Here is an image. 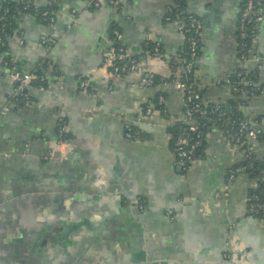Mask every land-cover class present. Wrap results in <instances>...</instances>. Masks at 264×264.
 <instances>
[{
  "label": "crops",
  "instance_id": "crops-1",
  "mask_svg": "<svg viewBox=\"0 0 264 264\" xmlns=\"http://www.w3.org/2000/svg\"><path fill=\"white\" fill-rule=\"evenodd\" d=\"M244 1H186L200 23L195 75L216 104L235 98L219 80L257 66L239 56ZM116 3L96 8L89 0H59L49 27L24 15L0 54V110L10 107L0 119V264H264V222L248 204L254 181L240 174L227 184L242 152L213 130L204 157L182 170L169 145L173 122L162 114L136 122L144 103L159 94L170 116L181 117L184 99L176 85L142 87L140 74L119 76L104 67L116 24L133 55L143 53L146 41L158 42L166 60L145 55L143 63L172 76L168 59L186 41L165 21L170 0ZM252 54L264 57V20ZM8 55L18 71L43 75L47 83L29 90V109L12 98L16 85L1 66ZM81 77L86 90L78 86ZM242 112L263 120L264 132V89ZM60 120L71 151L46 161ZM127 125L145 137L127 138ZM257 149L264 153L263 144Z\"/></svg>",
  "mask_w": 264,
  "mask_h": 264
},
{
  "label": "built area",
  "instance_id": "built-area-1",
  "mask_svg": "<svg viewBox=\"0 0 264 264\" xmlns=\"http://www.w3.org/2000/svg\"><path fill=\"white\" fill-rule=\"evenodd\" d=\"M4 0H0V3ZM20 1V0H18ZM29 5L37 4L39 5V0H25ZM117 0H89V2L96 8L101 7L105 4L117 5ZM51 2H47L50 4ZM178 7V3L175 0H170L169 6L166 8L165 21L167 23L176 24L181 34L184 36V39L187 42V53L186 56H183V53H174V55L169 58L170 68L174 69V72L170 78H161L162 85H166L169 82H173L178 91L180 92L182 98L184 99V104L190 103L188 107L186 106V110L184 114L179 118H174V116L167 117V111H161L157 109V104L153 102H146L144 106L140 110V113L137 118V123H141L144 120L151 118L153 115L162 114V116L169 121H172L174 124L177 121L183 122L188 126V130L193 133L199 132V128L196 125L194 119L192 118V113L199 107L198 104H195V101L200 99V93L204 90V86L200 83L195 72H192V68L194 66L195 61L197 60V51H198V43L200 36V26L196 17L192 15H188L187 20L182 18L181 16L186 11H181L174 17H172L171 12L173 9ZM47 15V13H45ZM4 16L0 18L3 20ZM54 20V18H53ZM264 20V0H246L243 8L239 14V26H240V34L242 39L246 37L247 24H252L253 29H251V33L254 35L255 44L260 39L262 23ZM113 35L117 41H123V34L120 30H115ZM152 42V41H149ZM2 43L0 39V44ZM155 43V47L151 56L156 58L157 60H166L164 54H162L160 49V44L158 42ZM243 47V44H242ZM240 59L243 63L248 61H255L256 65L259 69L258 75L263 80L262 89H264V60L258 55H253L252 58L246 60V56L242 54ZM10 62L14 64L13 60L10 59ZM119 62H123V64H119ZM1 66L3 68L9 69V79L16 85L12 94V98L16 102L18 108L21 110L29 109L32 106V98L29 95V90L34 88L33 83L39 79L38 76L20 72L16 69L15 66L9 67V62L2 61ZM104 67L108 69L112 74L119 75L120 73H137L141 75L140 84L142 87H154L156 82L155 75L151 71H149L143 61L141 59H137L127 48H120L114 46V44L110 43L105 60ZM190 76H193V82L191 84L188 83ZM238 79L234 80L232 75H229L224 80H219L216 85L221 88H228L231 90L233 94L238 92L239 84L247 85L248 82L242 77V73L237 75ZM44 80V78H41ZM78 86L81 89L86 90L88 87V82L86 78L81 77L78 81ZM259 87V85H257ZM40 90L46 89V87H39ZM240 95L243 99H248L247 90L245 88H240ZM159 105L164 104V99L162 97L158 100ZM245 104L243 102L242 106ZM241 106V109H242ZM10 107L5 106L0 110V119L4 118L9 113ZM204 116V114H203ZM65 121L60 120L58 124L57 130V140L52 144L51 149L49 150L48 155L45 157L46 161L60 160L61 158H66L67 154L71 151V146L67 139L65 138ZM263 120L259 122L254 121V119L247 118L246 120H242L239 122V134L234 136V139L231 140V135L229 131L221 132L227 142V144L234 149L239 150L243 154V159L247 160L255 155L256 153V145L259 144L258 134L261 131L258 123H262ZM131 126H126V137L132 140H140L142 139L140 136H135L134 132H131ZM217 130V129H216ZM219 131V130H218ZM140 132V131H139ZM200 134V133H199ZM198 145V142L192 143V139L189 136H183L180 134L174 142V146L172 149V154L174 156L175 165L180 167L182 170L189 172L198 162V160L194 159V151ZM64 148V149H62ZM59 153V156H57ZM3 153L0 151V156ZM5 157L7 155H4ZM246 167L242 166L237 169H233L229 171L228 175V186H230L236 177L245 172ZM257 187V182H254V188ZM249 201V200H248ZM250 206V205H249ZM250 211L255 214H264V203L258 202L250 206ZM264 222V220H261Z\"/></svg>",
  "mask_w": 264,
  "mask_h": 264
},
{
  "label": "trees",
  "instance_id": "trees-1",
  "mask_svg": "<svg viewBox=\"0 0 264 264\" xmlns=\"http://www.w3.org/2000/svg\"><path fill=\"white\" fill-rule=\"evenodd\" d=\"M178 3V7L173 9L171 12L172 17L177 15L178 13H181V11H186V14L184 13L181 17L185 18L187 20L188 15H192L187 8H186V1L187 0H175ZM246 1V0H245ZM245 1L241 7L243 8ZM47 2H51L50 4H47ZM58 4L59 0H43L42 3L39 5H29L27 1L20 0H4L0 3V18L4 16L3 20H0V39L2 43L0 44V54H5L7 50V43L8 38L12 37L14 35L16 27V20L21 19L24 15H31L34 16L42 25L44 26H52L54 22L56 21V13L58 11ZM47 13V15H45ZM195 16V15H194ZM196 17V16H195ZM54 18V20H53ZM197 21L198 18L196 17ZM198 24L200 26V23L198 21ZM238 26H239V17H238ZM251 29H253L252 24H247V30H246V37L245 39H242L240 34V26H239V32H238V46H239V56L244 54L246 56V60H249L253 57L254 54H252L253 46L255 45L254 42V35L251 33ZM115 30H120L119 27L116 24H112L110 28V42L114 44V46L120 47V48H127V46L124 44V42L117 41L113 35V32ZM121 32V30H120ZM199 43H198V51H197V60L194 63V66L192 68V72H195L199 55H200V36ZM186 41V40H185ZM243 44V47H242ZM155 47V43L146 41L143 44V55L139 54L140 56L134 55L135 58L141 59L143 61V56L145 55H151L153 52V49ZM160 49L162 54H164L163 48L160 45ZM187 42L185 48L180 51L179 53H183V56H186L187 53ZM264 60V57L259 56ZM4 61L9 62V67L15 66V64L10 62V56H6L4 58ZM169 61V59H168ZM119 64H123V62H119ZM16 67V66H15ZM172 69V68H171ZM174 72V69H172ZM239 73H242V77L245 79L247 85L239 84L238 92H235V98L229 99L224 104H216L213 102H210L205 97V87L204 90L200 93V99L195 101V104H198L199 107L192 113V118L194 119L196 125L199 128V132L193 133L188 130V126H186L185 123L177 121L171 126L167 128V132L169 135V145L170 149L172 151L174 142L177 139V137L182 134L183 136L187 135L192 139V143L198 142V145L194 151V159L200 160L202 157H204L205 154V136L213 131V130H219L220 132H226L229 131V134L231 135L230 139L233 140L234 136L239 134V122L242 120H246L247 117L243 114L241 106L243 102H246L245 99L242 97L238 98L240 95V88H245L247 90L248 99H254L258 97L262 92V86L263 83L261 82V78L258 75L259 69L256 66L255 68L248 70L246 68H241L237 72H235L232 75V78L234 80H237V75ZM128 73H120L119 76H126ZM39 79L33 83L34 87H47V83L41 78H43V75L38 74ZM161 76L155 75V84L154 87H158L162 85L161 83ZM190 79L188 81L189 84L193 82V76H190ZM259 85V87L257 86ZM160 97V94L154 100V104H157V109L161 111H167V108L165 104L159 105L158 99ZM164 98V97H163ZM190 104V103H189ZM188 103L184 104L183 106V114L186 110V106L188 107ZM168 112V111H167ZM204 114V116H203ZM167 117H170V113L168 112L166 114ZM254 121L259 122L260 119H254ZM261 124V123H258ZM131 132H134L135 136H140L142 139L145 137V134L143 132H139V130L135 128H131ZM200 133V134H199ZM65 138L67 139V136L65 135ZM258 141L260 144L264 145V132L260 131L258 134ZM246 167L245 172L241 175H245L249 178H251L254 182H257V187L253 188L249 193V201L248 204L251 206L255 203L261 202L264 203V153H260L257 149V153H255L254 156L251 158L244 160L236 165H234L230 170H235L239 167ZM228 174L229 175V171ZM249 206V208H250ZM251 212V211H250ZM252 216L264 220V214H255L251 212Z\"/></svg>",
  "mask_w": 264,
  "mask_h": 264
}]
</instances>
